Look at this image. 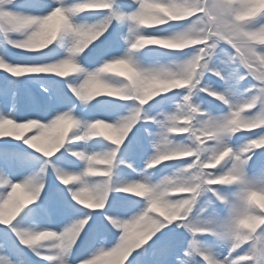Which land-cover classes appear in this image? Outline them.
I'll return each instance as SVG.
<instances>
[{
  "label": "snow or ice",
  "instance_id": "snow-or-ice-1",
  "mask_svg": "<svg viewBox=\"0 0 264 264\" xmlns=\"http://www.w3.org/2000/svg\"><path fill=\"white\" fill-rule=\"evenodd\" d=\"M0 72V264H264V0H0Z\"/></svg>",
  "mask_w": 264,
  "mask_h": 264
},
{
  "label": "rangeland",
  "instance_id": "rangeland-1",
  "mask_svg": "<svg viewBox=\"0 0 264 264\" xmlns=\"http://www.w3.org/2000/svg\"><path fill=\"white\" fill-rule=\"evenodd\" d=\"M15 51H20L19 49H16ZM119 70H124L123 66H118L117 67V71ZM110 131V130H109ZM54 134V133H52ZM42 142L46 143V139L42 140ZM57 183H59V181H57ZM71 194H69V198H70ZM28 199V193L26 192L25 189L20 188L17 189V193H16V200H20V201H24ZM100 211V210H97ZM71 221L69 219H63V218H53V220L51 222H47V221H38L36 222L33 227L35 228H41L43 227L45 224H49L51 223L52 225L55 226V230L59 231L60 229H62L64 226H66L68 223H70ZM58 243V241H51L48 242L47 249H46V253L47 254H51V255H58L60 254V250L55 247V245ZM34 254V253H33ZM48 262V264H58L57 261H49L46 260ZM73 264H78V261L73 260Z\"/></svg>",
  "mask_w": 264,
  "mask_h": 264
},
{
  "label": "clouds",
  "instance_id": "clouds-1",
  "mask_svg": "<svg viewBox=\"0 0 264 264\" xmlns=\"http://www.w3.org/2000/svg\"><path fill=\"white\" fill-rule=\"evenodd\" d=\"M233 124L237 129L250 126L248 121L239 118L234 120Z\"/></svg>",
  "mask_w": 264,
  "mask_h": 264
},
{
  "label": "trees",
  "instance_id": "trees-1",
  "mask_svg": "<svg viewBox=\"0 0 264 264\" xmlns=\"http://www.w3.org/2000/svg\"><path fill=\"white\" fill-rule=\"evenodd\" d=\"M25 130H26V129H20L19 131H20L21 134H23V133L26 132V131L28 132V129H27L26 131H25Z\"/></svg>",
  "mask_w": 264,
  "mask_h": 264
}]
</instances>
